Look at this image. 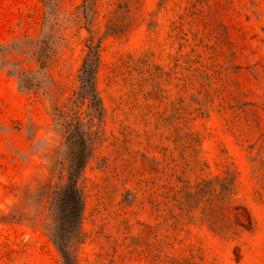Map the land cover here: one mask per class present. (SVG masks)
Returning <instances> with one entry per match:
<instances>
[{
	"label": "rangeland",
	"instance_id": "1",
	"mask_svg": "<svg viewBox=\"0 0 264 264\" xmlns=\"http://www.w3.org/2000/svg\"><path fill=\"white\" fill-rule=\"evenodd\" d=\"M91 42L77 264H264V0H0V264H64L55 107Z\"/></svg>",
	"mask_w": 264,
	"mask_h": 264
},
{
	"label": "trees",
	"instance_id": "2",
	"mask_svg": "<svg viewBox=\"0 0 264 264\" xmlns=\"http://www.w3.org/2000/svg\"><path fill=\"white\" fill-rule=\"evenodd\" d=\"M80 68V87L63 106L55 107L56 122L66 134V153L58 154L56 169L66 171L59 185L48 184V208L56 215L57 226L49 229L64 257V264H77L74 252L77 226L84 209L81 177L96 148L100 130L96 127L106 115V107L97 81L100 63L98 46L93 42ZM87 105L88 110H84ZM85 114V116H84ZM88 117V118H87Z\"/></svg>",
	"mask_w": 264,
	"mask_h": 264
}]
</instances>
